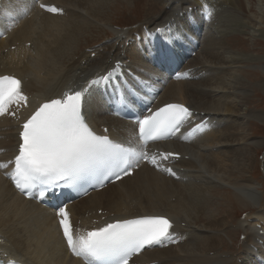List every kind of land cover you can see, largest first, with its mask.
Listing matches in <instances>:
<instances>
[{"label": "bare ground", "instance_id": "obj_1", "mask_svg": "<svg viewBox=\"0 0 264 264\" xmlns=\"http://www.w3.org/2000/svg\"><path fill=\"white\" fill-rule=\"evenodd\" d=\"M24 1L28 8L32 7L31 3ZM117 1L121 2L48 0L66 8L67 16L53 17L34 12L31 19L24 21L7 40L0 41V75L15 74L28 79L25 86L34 97L44 102L109 69L123 54L135 64H141L137 45L132 43L126 47L133 31L111 29L114 38L98 47L95 44L105 37L96 43L91 37H86L97 32L111 38L109 32L99 25L113 28L115 23L105 21L107 15L102 10L111 8L114 2V6H118ZM125 2L132 6L128 0ZM146 2L147 8L143 12L147 14L139 30L143 26L153 29L164 26L171 19L178 18L180 13L184 14L189 7L199 5L200 0ZM207 2L214 8V18H210L211 26L204 34L201 49L188 66L205 72L206 76L195 82L169 83L160 96L159 105L175 101L188 103L199 113L204 112L219 124H224L223 128L220 126L195 139L189 146L176 142L168 144L167 148L191 157L189 161H179L180 167L186 170V182L168 180L142 168L132 178L72 206L77 222H83L87 215H92L93 219L100 218L99 210L106 211L107 217L120 218L171 215L175 225L186 232L187 241L175 248L146 254L147 263L258 264L256 257L260 253H255L253 247H259L257 238L263 240L257 226L264 223V184L257 182L253 175L258 164L257 155L262 156L264 167V139L259 137L257 140L254 131L249 133L245 129L252 120L264 122V111L250 108L251 101L242 98L246 90H239V87L244 88L247 83L238 72L260 58L253 57L251 52H236L235 46L238 48L242 44L243 47L246 42L237 38L235 41L229 39V43L227 38L230 32L264 38V28L258 27L264 23V13L258 24L257 16L250 20L240 15L233 16L234 19H219L218 8H224L228 2L241 4V0ZM176 23H170V27ZM27 43L31 46L26 47ZM13 46L15 51H11ZM87 48L92 49L94 55H87L84 52ZM87 112L89 120L97 127H124L123 123L108 116L105 105L96 95L91 98ZM5 125L9 123L5 122ZM12 143L13 140L9 143L1 140L0 149L5 148L12 154ZM213 177L232 186L233 193L221 194V186ZM239 213H246V218L238 220ZM184 223L185 228L182 227ZM238 230L243 241L237 242ZM0 240H3L0 250L25 264H80L68 255L54 215L24 200L1 174ZM228 241H232L233 246ZM237 243L239 248L235 247Z\"/></svg>", "mask_w": 264, "mask_h": 264}, {"label": "snow or ice", "instance_id": "obj_2", "mask_svg": "<svg viewBox=\"0 0 264 264\" xmlns=\"http://www.w3.org/2000/svg\"><path fill=\"white\" fill-rule=\"evenodd\" d=\"M40 8L53 14H62V9L41 3ZM210 18L212 9L204 5ZM167 29H157L166 31ZM121 69L117 61L111 70L98 79H93L78 90L69 89L60 98L44 102L22 123L19 131L18 153L13 160L0 163V169L12 165L6 175L22 194L33 196V190L43 199L48 190L60 186H75L82 178L90 177L99 187L111 178L116 180L129 176L146 160L153 166L175 176L171 168L162 167V161L178 156L175 153L150 155L144 150L148 141L167 139L180 132L192 112L182 104H167L156 111L137 119L138 150L114 142L107 135H98L86 121L83 113L85 98L90 89L101 81L111 80ZM28 97L23 93L21 81L14 76H0V116L12 115V106L26 105ZM197 125L183 138L187 139L203 130ZM107 131V129H105ZM59 224L67 247L85 264H129L134 255L153 246L176 243L171 229L172 221L162 215H146L131 219H118L85 233L73 229L66 206L57 210ZM3 264V262H0ZM8 264H14L9 261Z\"/></svg>", "mask_w": 264, "mask_h": 264}, {"label": "rangeland", "instance_id": "obj_3", "mask_svg": "<svg viewBox=\"0 0 264 264\" xmlns=\"http://www.w3.org/2000/svg\"><path fill=\"white\" fill-rule=\"evenodd\" d=\"M128 1L130 2V4H132V6H130L129 3L125 2V0H121V2L117 1L118 6H114L115 5V2H114L111 4L112 5L111 8H104L102 10L103 13L107 15V17H106L107 19H105V21L112 20L115 23V25L113 26V28L106 27L103 24L99 25L101 27V29H104L105 31L109 32V35L111 36V38L106 37V36H102V34H98L97 32H93V33L86 35V37H88V38L91 37V39H94L93 40L94 43L98 42V40H102L105 37L101 42L95 44L96 47H98L100 44H103L105 42L108 43L109 40L111 41L114 38L113 33L111 32V29L119 30V31L120 30L132 31L141 25V23L143 22L142 20L145 19V16L147 14V13L143 12V9L147 8V6H145L147 4V2H146L147 0H136V1L135 0H128ZM140 3H141V5H140ZM263 6H264V0H241V4L237 3L234 5H232L230 2H228L224 6V8L223 7L218 8V12H217L218 14L217 15H218L219 19L222 18V19H226V20L227 19H234L235 15H240L245 20L255 19V17L257 16L259 18V19H257V24H258V22H260V17L264 13ZM234 8H235V10H234ZM258 27L264 28V23H263V25L258 26ZM230 33L231 34L228 33V38H227L228 41L227 42L230 43L229 39L235 41L237 38L244 40L246 42L245 46L243 45V47H242V44L238 45V48H236L237 46H235L234 49H237L236 52H239L241 54H244V52H251L253 54V57L260 58V60L258 62L253 61L251 64L246 65L247 68L239 71L238 75L241 78H243V82L247 83L246 87H244V88L239 87V90H246V94L245 95L242 94V98L249 99L251 101L250 108L253 107L256 111L259 110V112H263L264 111V70L262 69V67H264V38H262L260 36H257L255 38H251L249 35L241 34L240 32H230ZM82 43H84V42H82ZM250 48H252L255 51H253L252 49H251V51H249ZM242 49H244V50H242ZM246 49H249V50H246ZM84 52L87 55L88 54L94 55L92 53V49H90V48L85 49ZM228 114H230V113H227V115ZM246 121H248V119H246ZM260 127H262V128H260ZM245 130L248 131L249 133H252L254 131V134L256 135L255 138L256 139L258 138L257 140H260V138H262V137L264 139V135H263V133H264L263 132L264 131V122H262V121H259V120L258 121L257 120L250 121V124L248 125V127ZM262 160H263V158L261 155L256 156V163L258 162V164L255 167H257L258 169L254 168L255 173L253 175L255 180H257V182H259L260 184H264V167L262 165V162H263ZM259 163H260V165H259ZM235 172H237V171H235ZM213 178L221 186V188H220L221 194H224L227 191H230V193H233L232 189L230 188L232 186H230L227 183H223L221 180H218V178H216V177H213ZM262 186H259L258 188H261ZM222 192H224V193H222ZM226 197H227V195H226ZM228 205H230L229 201H228ZM243 216H245V217H243ZM240 217H243V218H240ZM244 218H246V213H239L238 220H243ZM238 232H239V230L237 231V237H236L237 242L240 239H241V241H243L244 240L243 236ZM228 243L230 246H233L232 241H228ZM238 245H239V243H237V245L235 247L239 248L240 246H238ZM210 256H214V253H210ZM238 262L240 263V261H238Z\"/></svg>", "mask_w": 264, "mask_h": 264}]
</instances>
